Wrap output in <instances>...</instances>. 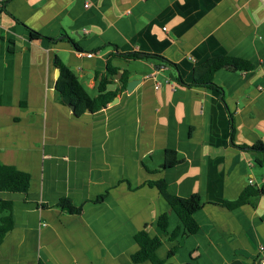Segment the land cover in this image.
<instances>
[{"label":"crops","instance_id":"crops-1","mask_svg":"<svg viewBox=\"0 0 264 264\" xmlns=\"http://www.w3.org/2000/svg\"><path fill=\"white\" fill-rule=\"evenodd\" d=\"M132 52L174 66L120 55ZM219 56L256 69L218 70L222 91L195 85L196 69ZM56 58L92 97L98 74L116 68L107 87L116 102L79 115L60 103ZM124 72L142 80L131 93ZM0 99V163L31 175L27 194L0 193L14 219L0 264H136L145 228L162 238L157 254L167 263L261 264L264 195L233 210L223 203L264 186V152L253 148L264 144V0H5ZM167 151L179 162L165 169ZM162 180L172 195L201 197L199 234L183 236L150 185ZM62 198L83 212L57 208ZM165 213L168 234L157 227Z\"/></svg>","mask_w":264,"mask_h":264},{"label":"trees","instance_id":"trees-1","mask_svg":"<svg viewBox=\"0 0 264 264\" xmlns=\"http://www.w3.org/2000/svg\"><path fill=\"white\" fill-rule=\"evenodd\" d=\"M39 35L40 34L37 32L32 31L33 37ZM74 46L78 51L83 52V50L77 45L74 44ZM97 51L100 50H95L93 53ZM120 55L126 60H157L163 64L174 66L169 60L154 54L132 52ZM55 65L61 70V75L56 86L58 100L64 105L75 106V113L77 115L83 113L87 109L90 111H98L105 108L108 104L113 102L117 96V93L107 92V87L110 84L109 77L118 72L116 68L108 66V77H99L100 74H98V95L92 97L79 80L78 75L66 66L59 58L55 59ZM220 69H230L236 72L247 73L255 70L256 65L253 62L242 58L219 56L211 59L205 65L196 69L195 85L206 86L222 91V88L217 86L214 82V75ZM127 74L128 72H124L121 77L122 91L127 89L129 83ZM1 103L0 99V105ZM244 148L247 147L245 146ZM253 148L264 152V144L262 143L255 145ZM178 162L176 152L167 151L166 161L163 167L167 169L173 167ZM30 185L31 175L29 173L21 171L15 166L0 163V193L8 192L27 194ZM150 185L159 189L161 195L168 202L172 210L178 215L183 226V236L195 235L201 232V228L195 219V214L203 207V202L199 195L195 194L189 198L172 195L168 191L166 182L163 180L150 182ZM260 195H264V186L260 188L250 187L239 199L224 202L223 206L233 210L247 204L251 199L257 198ZM100 200H103V197H101ZM56 207L72 215H80L83 212V207H76L69 198L60 199L56 204ZM157 227L163 234L169 233V215L167 213L159 217ZM13 228V202L0 198V245L4 242L7 234ZM180 230L181 228L179 227L178 230L172 233L171 238L175 239L180 234ZM135 240L140 246V249L132 256L134 263L139 264L150 261L152 264H171L160 259L157 254L158 249L162 246V238L159 236L154 238L151 237L145 228L136 234ZM174 252L175 251H173L171 255L174 254Z\"/></svg>","mask_w":264,"mask_h":264},{"label":"built area","instance_id":"built-area-1","mask_svg":"<svg viewBox=\"0 0 264 264\" xmlns=\"http://www.w3.org/2000/svg\"><path fill=\"white\" fill-rule=\"evenodd\" d=\"M4 4H5V0H0V12L4 8ZM89 6H90V4H86V7L87 8ZM163 69L166 70L167 69V66H164ZM151 78H153L154 80H156L155 75L151 76ZM165 83L167 85H169L172 89H174V90L176 89L177 83L174 82V81H172L170 78H166ZM155 87H156V89L159 90L160 88H162V84L157 82L156 85H155ZM250 184H253V181H250ZM260 250H264V248L262 247ZM260 263L261 264H264V259H261Z\"/></svg>","mask_w":264,"mask_h":264},{"label":"water","instance_id":"water-1","mask_svg":"<svg viewBox=\"0 0 264 264\" xmlns=\"http://www.w3.org/2000/svg\"><path fill=\"white\" fill-rule=\"evenodd\" d=\"M60 75H61V70L58 69V78L60 77ZM141 81H142V80L139 79V80H133V81L129 82L128 85H127V91H128L129 93H131V92L135 89V87H136L138 84L141 83ZM114 102H116V99H115L112 103H114ZM70 106H71L72 110H75V106H73V105H70Z\"/></svg>","mask_w":264,"mask_h":264}]
</instances>
